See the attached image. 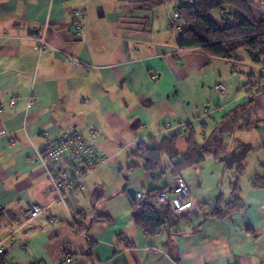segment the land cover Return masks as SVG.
I'll return each instance as SVG.
<instances>
[{
    "label": "crops",
    "instance_id": "crops-1",
    "mask_svg": "<svg viewBox=\"0 0 264 264\" xmlns=\"http://www.w3.org/2000/svg\"><path fill=\"white\" fill-rule=\"evenodd\" d=\"M167 4L0 0L6 264H264V187L252 184L264 175V62L244 49L240 60H227L200 47L180 48ZM44 25L52 47L40 52L31 34ZM64 53L87 64L72 65ZM72 130L106 160L57 203L41 156L50 139ZM176 134V156L163 157L159 178L129 169L137 142ZM191 137L208 152L179 173L175 164ZM239 169L243 207L214 215L221 195L232 199ZM178 177L190 184L194 210L145 235L135 224L139 201L129 189L169 191ZM33 204L50 210L21 232L5 225Z\"/></svg>",
    "mask_w": 264,
    "mask_h": 264
},
{
    "label": "trees",
    "instance_id": "trees-1",
    "mask_svg": "<svg viewBox=\"0 0 264 264\" xmlns=\"http://www.w3.org/2000/svg\"><path fill=\"white\" fill-rule=\"evenodd\" d=\"M139 5L142 8L154 9L166 3H177L181 12L183 30L177 38L180 48L200 47L208 56L227 60H240L239 52L244 49L252 61L264 62V0H194L193 3L180 0H121ZM230 14L221 20H215L212 12L226 11ZM178 134L169 135L158 141L155 137L137 142L131 152L132 162L129 169L142 167L154 179L159 178L158 170L162 159L168 155L175 158V144ZM207 149L198 145L193 138L189 140V150L175 164L180 173L182 168L205 158ZM264 168V164L262 165ZM243 169V168H242ZM232 181V199L225 202L224 195L218 199V205L213 212L216 216H224L235 209L243 207L239 177L243 170ZM178 173V174H179ZM255 187H264V175H256L252 179ZM161 190H150L148 194L154 197ZM170 217V209L157 205L152 201L138 202L134 210L136 226L147 236L155 235ZM173 220L170 219L169 223ZM0 264H6L5 254L0 252Z\"/></svg>",
    "mask_w": 264,
    "mask_h": 264
},
{
    "label": "built area",
    "instance_id": "built-area-1",
    "mask_svg": "<svg viewBox=\"0 0 264 264\" xmlns=\"http://www.w3.org/2000/svg\"><path fill=\"white\" fill-rule=\"evenodd\" d=\"M66 1V0H64ZM193 3L194 0H180V2ZM74 14H78L77 10H73ZM169 21L171 28L179 33L183 30L181 21V12L178 6L169 11ZM47 25L36 27L33 29L31 38L37 42L40 52H44L51 48L52 45L46 39ZM180 35V34H179ZM178 35V36H179ZM72 65L87 64L84 60L75 57L69 53H64ZM221 91L225 90L224 85H220ZM16 102V98L11 100V104ZM34 97L31 96L29 104L32 105ZM3 115V109L0 106V118ZM7 130H1V135H6ZM96 147L87 141L82 132L72 130L62 133L59 137L52 138L48 141L47 146L41 156V162L51 180L57 203H63L65 195L75 189L79 184V180L84 173L93 171L101 161H105ZM139 202L152 201L157 205H163L170 209V217L165 221L160 230H164L169 220L186 214L195 208V202L191 197L190 184L182 177H178L176 183L169 191L161 190L154 197H150L148 192L139 191L136 194ZM48 205L33 204L27 209H23L16 214L14 221L8 220L5 225H12L14 232L29 226L36 218L49 212ZM53 222H57V218H52ZM159 230V231H160ZM79 232H82L79 230ZM72 261V258H68Z\"/></svg>",
    "mask_w": 264,
    "mask_h": 264
},
{
    "label": "rangeland",
    "instance_id": "rangeland-1",
    "mask_svg": "<svg viewBox=\"0 0 264 264\" xmlns=\"http://www.w3.org/2000/svg\"><path fill=\"white\" fill-rule=\"evenodd\" d=\"M261 5L262 6H264V3L262 2L261 3ZM167 6H168V9L169 10H172L175 6H177V3H168L167 4ZM230 9L228 8L226 11H221V10H215V11H213L212 12V17L215 19V20H221L222 18H224V17H227L229 14H230ZM172 29V28H171ZM173 30V32L176 34V35H179L180 33L178 32V31H176V30H174V29H172ZM257 167L255 166V165H252V166H250V168H249V172H251L252 173V171L253 170H255ZM248 175H252V174H249V173H247Z\"/></svg>",
    "mask_w": 264,
    "mask_h": 264
},
{
    "label": "water",
    "instance_id": "water-1",
    "mask_svg": "<svg viewBox=\"0 0 264 264\" xmlns=\"http://www.w3.org/2000/svg\"><path fill=\"white\" fill-rule=\"evenodd\" d=\"M129 192L132 195V197L135 199L136 198V194H137L136 189H129Z\"/></svg>",
    "mask_w": 264,
    "mask_h": 264
}]
</instances>
